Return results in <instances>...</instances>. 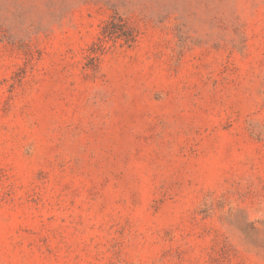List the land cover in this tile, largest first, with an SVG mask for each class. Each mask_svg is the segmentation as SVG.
Masks as SVG:
<instances>
[{"label": "rangeland", "instance_id": "1", "mask_svg": "<svg viewBox=\"0 0 264 264\" xmlns=\"http://www.w3.org/2000/svg\"><path fill=\"white\" fill-rule=\"evenodd\" d=\"M0 264H264V0H0Z\"/></svg>", "mask_w": 264, "mask_h": 264}]
</instances>
